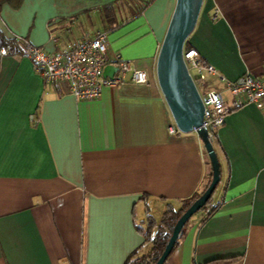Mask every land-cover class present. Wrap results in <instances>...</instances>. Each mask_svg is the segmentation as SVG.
<instances>
[{
	"label": "crops",
	"instance_id": "obj_1",
	"mask_svg": "<svg viewBox=\"0 0 264 264\" xmlns=\"http://www.w3.org/2000/svg\"><path fill=\"white\" fill-rule=\"evenodd\" d=\"M133 1L1 6L7 38L48 52L105 30L111 55L145 70L147 82L128 72L99 98L77 100L45 84L23 54H1L0 264H124L150 249L145 235L156 233L168 206L180 209L207 182L203 143L177 129L156 78L175 0H151L141 12ZM188 41L230 80L264 78V0H204ZM214 148L221 179L211 206L218 208L189 219L163 264H264L260 110L232 108Z\"/></svg>",
	"mask_w": 264,
	"mask_h": 264
},
{
	"label": "built area",
	"instance_id": "obj_2",
	"mask_svg": "<svg viewBox=\"0 0 264 264\" xmlns=\"http://www.w3.org/2000/svg\"><path fill=\"white\" fill-rule=\"evenodd\" d=\"M21 44L22 54L30 59L43 82L60 92L72 94L77 100L99 98L103 86L123 81L128 72L133 82H147L145 70L132 68L117 55H111L105 30L70 40L51 52L26 41ZM6 53V49L2 48L1 54ZM183 58L204 105L201 127L206 129L211 141L214 139L215 130L223 124L225 116L232 108L254 104L264 120V78L245 73L230 80L192 46L183 49ZM107 65L118 68L112 78L103 76V69ZM215 82L223 85V91L213 86ZM224 91L231 96L232 104L227 102ZM169 129L171 132L175 131L174 126Z\"/></svg>",
	"mask_w": 264,
	"mask_h": 264
},
{
	"label": "water",
	"instance_id": "obj_3",
	"mask_svg": "<svg viewBox=\"0 0 264 264\" xmlns=\"http://www.w3.org/2000/svg\"><path fill=\"white\" fill-rule=\"evenodd\" d=\"M204 0H175L156 58V78L180 132L194 131L201 139L211 165V180L201 195L176 220L161 255L153 264H163L185 223L210 199L221 179V166L206 129L201 127L204 105L183 58L184 44L195 28ZM118 68L107 65L103 76L112 78Z\"/></svg>",
	"mask_w": 264,
	"mask_h": 264
},
{
	"label": "trees",
	"instance_id": "obj_4",
	"mask_svg": "<svg viewBox=\"0 0 264 264\" xmlns=\"http://www.w3.org/2000/svg\"><path fill=\"white\" fill-rule=\"evenodd\" d=\"M124 1L128 3V2H132L133 0H124ZM150 1L151 0H134L133 2H136L135 4H137L136 10L138 12H141L142 9ZM5 3L9 4L10 6L14 8H17L20 5L21 0H0V9H1V6ZM111 6H104V9L105 10L109 9L108 7H111ZM191 46L192 45L190 44L188 40L184 44L185 49ZM2 48H5L7 53H11V54H22L23 52L21 41H19L17 38H7L0 29V59H1V49ZM212 144L214 146V139H212ZM210 180H211V174L201 190L193 192L190 196L184 198L181 201L180 209L176 210L168 206L160 220L156 233L153 236L149 235L148 233L145 235V240L150 241L151 243L150 249L144 254H139L138 251L133 252L126 259L124 264H153L158 259V257L161 255L164 249V245L166 244V242L168 241L171 235L172 228L176 220L193 203V201L201 195V193L205 190V188L210 183ZM211 199H212V196L207 201V203L200 210L196 212V213H199L201 211H205L204 219L208 218L218 208V204L211 206ZM188 221L185 223L184 227L182 228L181 234L179 235L175 243V246L178 244L179 240L183 237Z\"/></svg>",
	"mask_w": 264,
	"mask_h": 264
},
{
	"label": "rangeland",
	"instance_id": "obj_5",
	"mask_svg": "<svg viewBox=\"0 0 264 264\" xmlns=\"http://www.w3.org/2000/svg\"><path fill=\"white\" fill-rule=\"evenodd\" d=\"M227 93V92H226ZM224 95H225V92H224Z\"/></svg>",
	"mask_w": 264,
	"mask_h": 264
}]
</instances>
